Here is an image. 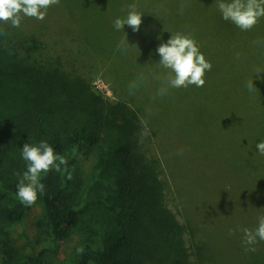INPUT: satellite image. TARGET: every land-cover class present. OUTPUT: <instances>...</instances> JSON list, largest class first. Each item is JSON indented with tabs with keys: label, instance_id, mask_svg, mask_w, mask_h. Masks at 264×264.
<instances>
[{
	"label": "trees",
	"instance_id": "1",
	"mask_svg": "<svg viewBox=\"0 0 264 264\" xmlns=\"http://www.w3.org/2000/svg\"><path fill=\"white\" fill-rule=\"evenodd\" d=\"M123 1L127 5L115 10L111 2L117 0H90L89 4L59 0L47 9L43 20L21 13L18 28L0 21V264H45L47 249L52 251L68 238L80 221L75 193L68 192V174L53 169L42 174L45 191L39 198L54 245L45 246L44 238L28 239L35 261L26 262L23 250L11 239L15 226H22L29 212L17 198V185L28 163L22 158V148L42 140L68 159L72 179L79 181L81 170L83 177L92 175L104 187L93 191L100 199L99 215L108 216L97 240L99 246L83 243L75 264H264V248L258 247L264 242L259 238V243L248 246L256 250L245 248L244 260L235 263L218 252L223 247L211 232L207 234L193 222L188 211L193 204L183 197L178 174L168 164L172 146L162 150V144L171 143L151 121V133L161 135L160 154L145 148V123L131 106L139 105L128 93L122 74L115 73L120 69L115 48L121 41L114 38L122 33L123 41L127 32L117 30L114 21L127 16L128 5L146 10L141 0ZM186 1L179 0L187 11L195 6H201L200 13L207 10L201 21L211 23L213 39L208 34L202 37L201 52L211 62V70L226 75L215 83L216 88L228 87L232 102L245 100L246 111L256 110L260 117L253 119L257 114L252 112L248 121L264 125V79L255 72L264 71V17L252 29L241 30L223 20L220 0ZM101 36L107 41L104 50L95 45ZM83 56L109 61L106 72L113 73L121 99L112 101L95 91L88 76L92 64L82 62ZM259 76L264 77V72ZM252 80L257 89L249 92L247 84ZM86 161L91 162L89 173L82 167ZM171 196L179 198L178 208L188 216L184 223L169 206ZM37 247H41L38 252Z\"/></svg>",
	"mask_w": 264,
	"mask_h": 264
},
{
	"label": "rangeland",
	"instance_id": "2",
	"mask_svg": "<svg viewBox=\"0 0 264 264\" xmlns=\"http://www.w3.org/2000/svg\"><path fill=\"white\" fill-rule=\"evenodd\" d=\"M89 1L86 0V4ZM141 1L146 10L140 26L142 29L134 32L128 25L124 26L123 32L127 33L123 41L128 40L129 43L126 50H118V46L115 48L118 53L116 59L120 60L116 61L120 69L116 68L115 73L119 76L122 74V82L128 93L143 110L132 103L127 95L123 99L134 105L145 123L143 139L147 150L159 156V132L171 143L169 145L164 141L166 145L162 144V150L166 151L172 146V157L168 164L172 172L178 174L177 184L183 197L193 204L188 208L193 222L218 239L223 247L218 248V252L235 263L243 261L248 246L243 243L244 233L241 229L254 230L258 227V218L264 216V155L255 146L264 140V125L253 120L257 117L260 120L259 114L256 110L247 112L245 100L234 103L228 87L224 90L216 88L215 83L226 75L216 74L213 70L205 72V84L202 87H170L165 94H160L168 76H174V73L158 63L161 59L156 51L158 46L166 42L172 33H182L193 37L202 51V37L208 34L209 39H213L209 30L211 23L201 21L207 14L205 9L199 12L201 6L187 11L184 5L181 12L179 0ZM111 5L117 10L127 4L117 0ZM121 38L122 33L114 40L122 41ZM106 43L101 36L95 45L98 49L104 46V50ZM81 61H90L92 64L88 76L97 93L112 101L121 99L119 87L112 80L113 73L106 72L109 61L100 57L89 59L87 56H83ZM130 85L134 87L130 88ZM252 112L257 115H253V122H249L247 115H252ZM149 121L159 127V132L151 133L154 129L150 127ZM82 167L88 173L92 170L90 161L84 162ZM79 176H82L79 181L70 179L68 192L75 193L74 202L80 211V221L68 238L61 240L52 251L47 249L44 253L48 255L45 264H75L79 257L77 249L83 243L91 241L99 246L97 240L105 229L104 223L108 216L99 215L100 199H96L93 191H102L104 187L100 179L96 180L92 175L83 177L81 170ZM170 199L169 206L184 223L188 216L183 215L181 206L178 208L179 198L178 201L174 196ZM28 211L24 224L16 225L15 232L10 236L14 245L23 250L22 260L34 262L29 253L32 252V243L28 239L36 242L44 238V244L49 248L54 245V241L46 226L39 197ZM185 236L190 246L189 232ZM258 247L264 248V245ZM40 249L37 247V252Z\"/></svg>",
	"mask_w": 264,
	"mask_h": 264
},
{
	"label": "clouds",
	"instance_id": "3",
	"mask_svg": "<svg viewBox=\"0 0 264 264\" xmlns=\"http://www.w3.org/2000/svg\"><path fill=\"white\" fill-rule=\"evenodd\" d=\"M59 0H0V21L10 23L12 27L18 28L21 24V13L27 17L38 20L45 19L47 9L56 5ZM184 5H181V12ZM130 11L124 18H117L114 27L123 30L127 24L134 32L140 30L142 17L145 12L137 11L136 5H128ZM218 9L225 21H229L241 30L252 29L258 19L264 17V0H220ZM127 41H121L118 50L127 49ZM161 59L159 64L166 69H170L173 75H169L165 87L160 89V94L167 92L168 88L188 87L196 85L202 87L205 84L204 75L206 71H211L212 64L205 59V55L200 51L195 39L190 35L176 33L166 41L161 43L156 49ZM256 77L262 71L256 69ZM134 85H130V88ZM249 92H254L257 88L253 80L247 84ZM256 149L264 155V140L256 145ZM22 158L27 161V170L23 173L17 185V198L26 207L34 205L40 194L45 191V185L41 182L42 174L46 175L49 171L67 173L68 179H72V173L68 170V159L58 154L55 149L47 142L40 141L38 144L25 143L22 148ZM63 166V169L62 167ZM243 243L247 246L255 245L257 238L264 241V216L258 218V227L254 230L243 228ZM83 247L77 249L78 253L83 252ZM255 247H248L246 251H255Z\"/></svg>",
	"mask_w": 264,
	"mask_h": 264
}]
</instances>
